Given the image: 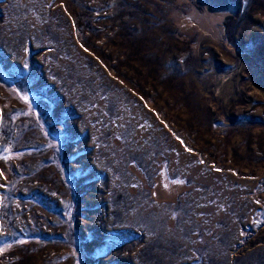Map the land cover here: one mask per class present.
<instances>
[{
  "label": "rangeland",
  "instance_id": "rangeland-1",
  "mask_svg": "<svg viewBox=\"0 0 264 264\" xmlns=\"http://www.w3.org/2000/svg\"><path fill=\"white\" fill-rule=\"evenodd\" d=\"M0 264H264V0H0Z\"/></svg>",
  "mask_w": 264,
  "mask_h": 264
}]
</instances>
